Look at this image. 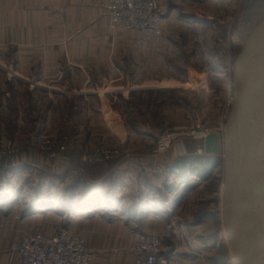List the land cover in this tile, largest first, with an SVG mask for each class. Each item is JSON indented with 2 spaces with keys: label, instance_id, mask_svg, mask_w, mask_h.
<instances>
[{
  "label": "crops",
  "instance_id": "0c3cea01",
  "mask_svg": "<svg viewBox=\"0 0 264 264\" xmlns=\"http://www.w3.org/2000/svg\"><path fill=\"white\" fill-rule=\"evenodd\" d=\"M104 2L0 0V139L25 144L18 157L0 154V264H21L11 245L24 232L50 234L56 225L87 244L93 264H134L141 234L157 235L165 253L177 252L183 227L169 221L218 166V157L210 158L213 168L195 166L200 157L190 140L154 154L161 135L148 125L130 127L136 114L118 104L172 91L173 79L157 77L169 56L147 54L152 48L138 33L114 28ZM151 117V108L139 114L145 122ZM45 135L65 141L67 151L49 159L36 145ZM101 146L121 156L87 164ZM12 174H23L16 188L25 180L24 203L11 193ZM204 222L186 229L194 234ZM187 240L195 250L198 240Z\"/></svg>",
  "mask_w": 264,
  "mask_h": 264
},
{
  "label": "rangeland",
  "instance_id": "374dc122",
  "mask_svg": "<svg viewBox=\"0 0 264 264\" xmlns=\"http://www.w3.org/2000/svg\"><path fill=\"white\" fill-rule=\"evenodd\" d=\"M162 3L165 13L162 37L157 41L141 38L152 48L147 54H168V66L162 59L157 77L161 81L173 79L169 82L172 91L137 95L132 105L123 101L118 105L126 112L136 114L128 123L131 128L141 129L148 125L158 137L182 129L184 134L178 141L190 140L195 144L196 154L200 157L195 166L201 170L207 165L213 168L210 158L216 157L200 156L201 141L194 139L192 134L207 128L221 129L220 133H225L235 103L236 94L233 99L229 94L235 92L236 78L248 72L263 52L264 0H163ZM243 55L245 59L241 64ZM63 104L68 106V102ZM149 108L151 121L145 122L139 114L146 113ZM42 137L68 148L65 141L52 135ZM101 148L116 149L109 146ZM37 149L49 159L56 158L38 146ZM24 152V143L0 139L2 158L13 159ZM216 162L218 166L214 164L217 167L210 169V172L215 169L212 175L205 177L199 187L190 189L189 198L192 199L185 202L181 215L169 221V226L183 227L179 228L181 231H178L174 243L176 255L183 264H235L222 214L225 186L223 156L216 158ZM22 176L12 174L7 179L12 187L15 186L11 191L15 199L20 198L24 203L25 180L23 187L16 188ZM191 179L196 180L195 177ZM192 183L194 181L189 184ZM193 204L197 213L189 217L195 208ZM200 218L205 219L204 225L196 233H189L190 229L186 228ZM187 239L198 240L195 250L189 248Z\"/></svg>",
  "mask_w": 264,
  "mask_h": 264
},
{
  "label": "water",
  "instance_id": "95a60500",
  "mask_svg": "<svg viewBox=\"0 0 264 264\" xmlns=\"http://www.w3.org/2000/svg\"><path fill=\"white\" fill-rule=\"evenodd\" d=\"M235 93L225 133L209 134L203 146L207 157L224 159L222 214L233 261L264 264V44L255 64L237 76Z\"/></svg>",
  "mask_w": 264,
  "mask_h": 264
},
{
  "label": "built area",
  "instance_id": "2783aa9c",
  "mask_svg": "<svg viewBox=\"0 0 264 264\" xmlns=\"http://www.w3.org/2000/svg\"><path fill=\"white\" fill-rule=\"evenodd\" d=\"M163 0H105V11L114 28L137 32L147 41L159 40L164 32ZM234 97H230L233 99ZM182 129L164 133L154 146V154H162L171 149L184 134ZM221 129H204L193 133L194 139L201 141L198 150L205 156L204 141ZM37 146L49 156L58 157L67 151V147L50 139L41 138ZM121 153L117 149L101 148L87 154L85 161L89 165L106 163L118 159ZM11 252L20 258L21 264H93L95 253L75 234L54 226L50 234L40 231L24 232L11 245ZM136 260L134 264H182L176 252L165 253L163 239L157 235L141 234L134 245Z\"/></svg>",
  "mask_w": 264,
  "mask_h": 264
},
{
  "label": "trees",
  "instance_id": "16d2710c",
  "mask_svg": "<svg viewBox=\"0 0 264 264\" xmlns=\"http://www.w3.org/2000/svg\"><path fill=\"white\" fill-rule=\"evenodd\" d=\"M5 194L4 188L1 184V178H0V197H3V195Z\"/></svg>",
  "mask_w": 264,
  "mask_h": 264
},
{
  "label": "bare ground",
  "instance_id": "6f19581e",
  "mask_svg": "<svg viewBox=\"0 0 264 264\" xmlns=\"http://www.w3.org/2000/svg\"><path fill=\"white\" fill-rule=\"evenodd\" d=\"M235 94H236V93L232 91L229 95L233 97V96H235ZM230 96H229V97H230Z\"/></svg>",
  "mask_w": 264,
  "mask_h": 264
}]
</instances>
